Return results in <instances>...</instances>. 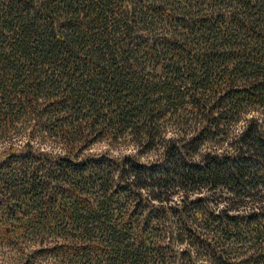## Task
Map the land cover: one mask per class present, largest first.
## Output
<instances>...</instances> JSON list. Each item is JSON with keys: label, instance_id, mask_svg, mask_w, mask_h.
<instances>
[{"label": "trees", "instance_id": "trees-1", "mask_svg": "<svg viewBox=\"0 0 264 264\" xmlns=\"http://www.w3.org/2000/svg\"><path fill=\"white\" fill-rule=\"evenodd\" d=\"M202 187L264 191V0H0L13 264H264V206Z\"/></svg>", "mask_w": 264, "mask_h": 264}, {"label": "rangeland", "instance_id": "rangeland-1", "mask_svg": "<svg viewBox=\"0 0 264 264\" xmlns=\"http://www.w3.org/2000/svg\"><path fill=\"white\" fill-rule=\"evenodd\" d=\"M21 136H18V139L24 140L25 138ZM94 150L96 151H109L113 155H122L125 153H134L136 151L134 145L132 143L128 142H99L94 146ZM154 155L151 154H145L142 156V160H149ZM206 193L210 196L212 204L216 208H222L225 206H228L235 210H243V209H250V208H261L264 206V191L259 193L257 197L247 199L245 201H239L237 198L235 199L234 196L231 193L226 192L225 190L218 188V189H210L208 187H202L201 190H198L196 194L200 193ZM193 194V195H196ZM239 201V202H238ZM16 252L8 247V246H2L0 247V261H4L6 264H13L16 260Z\"/></svg>", "mask_w": 264, "mask_h": 264}]
</instances>
